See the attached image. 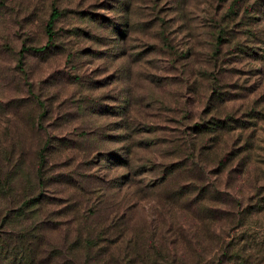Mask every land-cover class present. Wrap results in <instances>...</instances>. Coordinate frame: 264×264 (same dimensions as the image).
<instances>
[{
    "label": "rangeland",
    "instance_id": "rangeland-1",
    "mask_svg": "<svg viewBox=\"0 0 264 264\" xmlns=\"http://www.w3.org/2000/svg\"><path fill=\"white\" fill-rule=\"evenodd\" d=\"M0 242L264 264V0H0Z\"/></svg>",
    "mask_w": 264,
    "mask_h": 264
},
{
    "label": "trees",
    "instance_id": "trees-1",
    "mask_svg": "<svg viewBox=\"0 0 264 264\" xmlns=\"http://www.w3.org/2000/svg\"><path fill=\"white\" fill-rule=\"evenodd\" d=\"M58 15H59V13L55 9H52L50 11V13L48 15V18L46 20V23H45L46 43L44 45H42V46H39V47L29 48V50L34 51V52H40L43 49H46L47 46H49L50 41H51V39L53 37V34L51 32V27H52L53 21L55 20V18ZM20 51H24V49H21ZM8 256H11V259H12L15 256V252L14 251L7 252L6 249H5L4 243L0 242V264H8V262L4 263L8 259ZM23 258H24V260L26 259L25 257H23Z\"/></svg>",
    "mask_w": 264,
    "mask_h": 264
}]
</instances>
